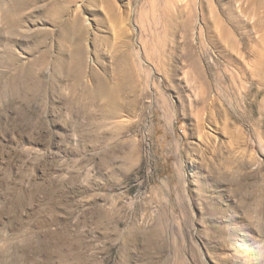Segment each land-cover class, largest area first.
<instances>
[{
  "label": "rangeland",
  "instance_id": "obj_1",
  "mask_svg": "<svg viewBox=\"0 0 264 264\" xmlns=\"http://www.w3.org/2000/svg\"><path fill=\"white\" fill-rule=\"evenodd\" d=\"M0 264H264V0H0Z\"/></svg>",
  "mask_w": 264,
  "mask_h": 264
},
{
  "label": "bare ground",
  "instance_id": "obj_2",
  "mask_svg": "<svg viewBox=\"0 0 264 264\" xmlns=\"http://www.w3.org/2000/svg\"><path fill=\"white\" fill-rule=\"evenodd\" d=\"M116 108H117L116 106L113 107V109H116Z\"/></svg>",
  "mask_w": 264,
  "mask_h": 264
}]
</instances>
